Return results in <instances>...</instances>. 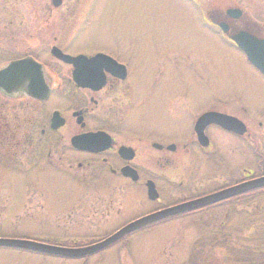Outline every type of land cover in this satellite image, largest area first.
I'll return each instance as SVG.
<instances>
[{
	"label": "rangeland",
	"instance_id": "374dc122",
	"mask_svg": "<svg viewBox=\"0 0 264 264\" xmlns=\"http://www.w3.org/2000/svg\"><path fill=\"white\" fill-rule=\"evenodd\" d=\"M6 1L0 0V25L20 21L23 27L13 45L8 38L14 29L2 34L0 66L31 54L48 71L66 70L51 57L53 45L70 55L104 53L127 64L135 85L107 96L109 104L101 113L126 129L120 142L181 143L190 138L192 118L209 109L239 113L242 104L253 115L263 113L264 78L237 49L205 27L203 18L228 3L264 21V0H63L59 8L51 0ZM61 104L72 106L74 101ZM92 126L97 125L92 122ZM172 158L175 165L178 154ZM185 162L188 165L190 160ZM78 164L72 165L69 178L56 173L46 179L39 176V182L48 184L35 190L33 200L26 196V201L20 189H7L0 202V238L83 247L150 209L141 193H130L123 185L110 190L88 181L90 173L87 176ZM198 164L208 170L218 168L208 159ZM185 229L181 232L177 222L169 221L86 259L0 248V264L225 263L223 245L211 247L215 237L197 226Z\"/></svg>",
	"mask_w": 264,
	"mask_h": 264
},
{
	"label": "flooded vegetation",
	"instance_id": "af4514ba",
	"mask_svg": "<svg viewBox=\"0 0 264 264\" xmlns=\"http://www.w3.org/2000/svg\"><path fill=\"white\" fill-rule=\"evenodd\" d=\"M8 2L9 0L6 1ZM234 9H239L242 13L239 16L229 14ZM207 14L203 18L205 27L211 29L214 35L220 36L227 45L237 49L248 62L231 37L246 33L264 41V21L253 17L238 4L227 3L222 8L214 7ZM222 24L228 27L227 33L222 32ZM22 27L23 23L20 21L0 25V44L4 39L2 34L10 33L13 29L14 33L9 34L8 39L10 42L17 41L22 35ZM54 46L56 45L51 47L50 52ZM51 57L67 69L48 71L31 54L15 57L0 66V70H3L14 61L33 58L42 64L44 82L49 89L46 98L34 97L25 90L8 93L0 89V202L6 196V190L11 188L20 189L26 201V196H32L33 200V195L37 194L35 190L48 184L39 182V176L46 179L56 173L69 178L72 165L77 161L79 169H86L87 176L90 173L86 177L88 181L97 182L110 190L123 185L129 188L130 193H141L150 209L135 219L264 177V107L261 108L263 113L257 111L255 115L242 104L239 113L229 109L205 110L192 118L190 138L180 141L181 143L166 144L161 141L151 142L150 139L120 142L119 139L126 135V129L119 128L117 123H112L108 116L101 113L107 108L104 104H109L107 96L121 87L129 89L135 85L127 64L111 56L119 64L126 66V78L104 68L105 85L100 90H93L79 87L75 83L72 65ZM254 69L264 78L259 70ZM71 99L74 101L72 106L61 104L70 103ZM73 106L76 107L66 110ZM99 110L101 112L97 113V117L95 112ZM210 112L229 116L238 123L229 128L216 124L206 126L204 135L208 144L204 146L199 141L196 124L204 114ZM92 122L97 126L93 127ZM241 124L245 129L243 134L240 133L243 128ZM98 133H105L112 140L105 150L91 152L73 145L76 137ZM225 137L227 140L220 141ZM123 147L131 150L126 157L120 154ZM175 154H178V159H174L176 164L173 165L172 157ZM128 156L131 158H127ZM200 159L215 163L217 171L200 167ZM186 160H190L188 165L185 164ZM150 182L155 185L158 193V198L153 201L148 196ZM135 193H132L133 196ZM263 197L264 188L252 190L179 213L134 234L169 221L177 222L181 232H185L187 227L191 229L197 226L209 233V236L211 234L215 237L211 242L212 248L223 245L227 255L224 257V264H264V214L261 213L264 208ZM260 222L263 223L259 224ZM258 236L262 238L260 241L252 239Z\"/></svg>",
	"mask_w": 264,
	"mask_h": 264
},
{
	"label": "water",
	"instance_id": "95a60500",
	"mask_svg": "<svg viewBox=\"0 0 264 264\" xmlns=\"http://www.w3.org/2000/svg\"><path fill=\"white\" fill-rule=\"evenodd\" d=\"M62 2V0H52V4L55 8L60 7ZM241 13L242 12L239 9L229 11V14L234 16H239ZM220 28L224 33H227L228 27L226 25L222 24L220 25ZM231 39H233L240 50L245 53L248 61L264 75V41L258 40L246 33L231 37ZM51 54L64 63L73 66L74 81L82 88L100 90L105 85V76L103 73L104 68L112 74L118 72L119 76L123 79L127 76L126 67L105 54H97L93 57H87L84 55L73 57L65 54L57 47L52 49ZM0 89H3L8 93L25 90L27 94L39 98H46L49 93V89L44 82L42 65L32 58L14 61L3 70H0ZM237 123L238 122L234 118L220 113L210 112L204 114L196 124L200 143L204 146L208 144V139L204 135V129L206 126L216 124L223 128H229L230 126H236ZM241 125L243 128L240 133L243 134L245 129L244 125ZM111 143V138L105 133L87 134L73 139V145L76 148L91 152L105 150L111 145ZM100 145H104L105 147H101ZM130 151V149L123 147L120 149V154L126 157L130 154ZM127 158L131 157L128 156ZM259 188H264V177L181 206L171 207L144 216L130 222L102 241L89 246L71 248L31 240L0 238V247L22 249L63 259H83L88 256H93L116 244L126 236L166 218ZM148 196L152 201L158 198V193L152 182L148 183Z\"/></svg>",
	"mask_w": 264,
	"mask_h": 264
},
{
	"label": "trees",
	"instance_id": "16d2710c",
	"mask_svg": "<svg viewBox=\"0 0 264 264\" xmlns=\"http://www.w3.org/2000/svg\"><path fill=\"white\" fill-rule=\"evenodd\" d=\"M66 245V244H65Z\"/></svg>",
	"mask_w": 264,
	"mask_h": 264
}]
</instances>
